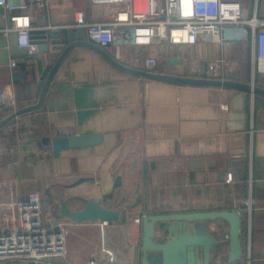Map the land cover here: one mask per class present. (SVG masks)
<instances>
[{
    "label": "crops",
    "instance_id": "1",
    "mask_svg": "<svg viewBox=\"0 0 264 264\" xmlns=\"http://www.w3.org/2000/svg\"><path fill=\"white\" fill-rule=\"evenodd\" d=\"M242 1L250 4V0ZM118 9L114 1L98 0H48L44 9L31 4L28 13L35 29H75L73 40L61 30L62 42L57 44L48 35L44 39L48 50L35 54L21 47L16 30L0 32V93L12 92L21 108L38 102L42 72L48 64L59 63L42 106L20 114L29 120L31 134L23 138L18 151L0 150V231L12 224L6 221L12 211L5 204L22 201L31 191H40L46 205L47 200L59 196L97 199L112 190L119 175L125 185L129 156L133 164L129 171L140 169L142 180L136 186L139 192L134 191L135 200L138 195L142 199L129 210L126 224L115 222L108 227L120 264H141L137 242L142 235L135 218L144 212L222 209L247 210L242 229L244 254L239 264H264V95L141 76L117 67L84 44L73 45L64 53L70 42L80 41L78 28L71 26L77 11L83 10L90 21L98 22L114 19ZM9 25L0 5V28ZM82 39L88 40L84 31ZM107 51L122 64L144 70V59L157 57V74L241 82H250L252 74L253 82L250 41L132 45L124 47L118 58L113 50ZM11 58L17 61L14 67ZM255 81L264 87V78L255 76ZM5 114L0 103V122L9 116ZM7 123L0 127V139ZM57 132H102L104 139L98 145L64 150L55 156L38 141ZM80 177L90 179L71 186ZM217 224L210 222V227L221 233ZM98 226L81 223L74 230L97 234ZM98 246L83 243L80 253L69 261L85 264Z\"/></svg>",
    "mask_w": 264,
    "mask_h": 264
},
{
    "label": "built area",
    "instance_id": "2",
    "mask_svg": "<svg viewBox=\"0 0 264 264\" xmlns=\"http://www.w3.org/2000/svg\"><path fill=\"white\" fill-rule=\"evenodd\" d=\"M119 4L116 17L110 20L90 21L83 10L77 11L72 27L81 28L89 40L106 50L121 56L124 47L168 42L171 45L196 44L200 40L218 39L221 42L250 41L252 46L253 82L255 76L264 75V0H98ZM39 9L48 5V0H31V3H16L0 0L11 25L0 28V32L16 30L21 47L31 54L39 52V45L32 40V25L29 7ZM121 5V6H120ZM125 14V16H123ZM144 68L155 72L159 64L157 57H146ZM10 65H17L11 58ZM213 65V64H212ZM214 70V65L211 68ZM217 73V72H213ZM260 78V77H259ZM0 103L9 116L0 139L3 153L15 152L23 138L31 134L29 120L20 114L21 109L13 93L3 90ZM43 198L38 190L31 191L22 201L11 200L12 224L0 231V264H75L66 259L70 220L54 216L49 220L42 214ZM44 203V202H43ZM16 214L13 215V210ZM14 221V222H13ZM140 223L141 217L135 218ZM102 241L85 264H120L111 246L108 227L98 222Z\"/></svg>",
    "mask_w": 264,
    "mask_h": 264
},
{
    "label": "water",
    "instance_id": "3",
    "mask_svg": "<svg viewBox=\"0 0 264 264\" xmlns=\"http://www.w3.org/2000/svg\"><path fill=\"white\" fill-rule=\"evenodd\" d=\"M74 28H51V29H35L32 31V40L39 45V51L48 50V44L45 40L48 35L52 38L53 44L61 43L59 37L61 30L67 32L68 39L73 40L75 34ZM79 33L80 41L70 42L64 53L73 45L84 44L93 47L103 54L109 61L117 67L136 73L141 76L151 78H161L173 80L183 83L192 84H208L234 87L249 91L253 94H263L264 87L256 85L252 82H241L233 79L220 78H199V77H183L172 74H157L144 69L133 68L122 64L107 50L99 46L92 40H83V30L76 29ZM171 62L176 60H170ZM59 63L54 66L48 64L42 72L38 82L37 96L39 100L36 104L21 108L17 114H22L42 106L47 92ZM14 115L8 116L2 122L0 127L7 123ZM104 136L102 132L92 133H61L57 132L54 136H44L38 144L41 148H50L55 156H59L62 151L76 148H87L98 145L103 142ZM88 177H80L74 181L71 186L79 185L88 181ZM123 187L122 176H117L114 180L112 190L102 194L97 199H88L83 195H75L72 197L57 198L59 208L55 212V216L62 220H70L74 223H98L105 222L109 225L115 222L126 224L129 220V210L138 206L142 197L137 196L135 202L126 204L121 207V203L125 202L123 198L119 205L112 208L106 205L108 199L115 198L118 188ZM139 188L136 189V193ZM50 198H53L50 190H47ZM56 199V198H55ZM53 199V200H55ZM72 200H80L84 203L82 208L75 209L71 207ZM247 210L243 209H222V210H205L191 212H164L149 213L144 212L141 216V264H213L215 256L219 254L221 248L226 249V255L220 264H239L243 259L244 246L242 241L243 215ZM210 222L217 224V229L221 226V222L227 224V231L224 238H221L218 232L210 227ZM220 222V224H219ZM168 234L167 239L159 238L158 233ZM64 264H69L64 261Z\"/></svg>",
    "mask_w": 264,
    "mask_h": 264
},
{
    "label": "rangeland",
    "instance_id": "4",
    "mask_svg": "<svg viewBox=\"0 0 264 264\" xmlns=\"http://www.w3.org/2000/svg\"><path fill=\"white\" fill-rule=\"evenodd\" d=\"M258 76L264 78V75H258ZM249 80H250V82H252V74L249 77ZM252 83H254V82H252ZM256 83H254V84H256ZM123 155H124V153H123ZM126 158L127 159H126L125 164L127 167V171L129 172V173H127L128 175L126 176L128 183L126 182L125 185H123V187L117 189L116 196H115L114 200H112L111 202H108L106 204L108 207L109 206H113V207L118 206L120 201L123 198H125V202L121 203L120 206L122 208L125 207L126 204L135 202V192L134 191L136 189L138 182L140 184H142V180L140 177V169L135 170L134 173H131L129 171V169L132 170V165H133L132 159H130L131 157H129V156ZM132 180H133V182H132ZM47 201H48V203L46 202V205L42 202V205H41L42 211L41 212L43 215L45 212H47L48 218L51 221L54 219L55 212L59 208V202L57 201V198L55 200H50V201L47 200ZM83 205H84V203L80 200L71 201V207L72 208L79 209V208H82ZM74 226L75 225L69 226V234L67 235V255H66L67 260L72 259L73 255H77L78 253H80L79 249H81V246L83 243L87 246L95 247L98 244L100 245V243L102 241V235L100 233V227L99 226H98L97 234H95L94 232H91V233L86 232L85 234H80L76 230H74V228H75ZM216 227H217V225H216ZM224 227H225V229H224ZM224 227L220 226L219 229H217L221 232V233H218L219 235H221V237L225 236V233H226L225 231L227 229V226L224 225ZM158 235H162V232L158 233ZM139 239H138L137 244L139 243L138 245H139V249H140V243L141 242ZM225 255H226V249L223 248L220 250L218 256L215 257L214 264H220L223 261Z\"/></svg>",
    "mask_w": 264,
    "mask_h": 264
},
{
    "label": "flooded vegetation",
    "instance_id": "5",
    "mask_svg": "<svg viewBox=\"0 0 264 264\" xmlns=\"http://www.w3.org/2000/svg\"><path fill=\"white\" fill-rule=\"evenodd\" d=\"M223 231H224V230H223ZM167 236H168V234H165V235H163V234H162V235H158L159 238H164V239H167ZM220 237H221V235H220ZM221 238H224V236L221 237ZM221 249H223V248H221ZM221 249H220V250H221ZM216 256H217V255H216ZM216 256H215V257H216ZM213 264H214V263H213Z\"/></svg>",
    "mask_w": 264,
    "mask_h": 264
},
{
    "label": "trees",
    "instance_id": "6",
    "mask_svg": "<svg viewBox=\"0 0 264 264\" xmlns=\"http://www.w3.org/2000/svg\"><path fill=\"white\" fill-rule=\"evenodd\" d=\"M6 114H8V112H6ZM6 114H5V115H6ZM6 264H12V263H6Z\"/></svg>",
    "mask_w": 264,
    "mask_h": 264
},
{
    "label": "bare ground",
    "instance_id": "7",
    "mask_svg": "<svg viewBox=\"0 0 264 264\" xmlns=\"http://www.w3.org/2000/svg\"><path fill=\"white\" fill-rule=\"evenodd\" d=\"M123 16H125V14H123Z\"/></svg>",
    "mask_w": 264,
    "mask_h": 264
}]
</instances>
